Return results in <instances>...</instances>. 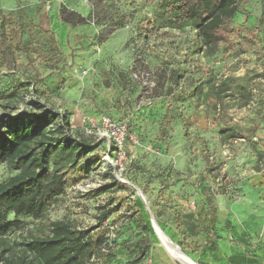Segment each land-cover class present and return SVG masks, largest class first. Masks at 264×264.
<instances>
[{
	"label": "rangeland",
	"instance_id": "obj_1",
	"mask_svg": "<svg viewBox=\"0 0 264 264\" xmlns=\"http://www.w3.org/2000/svg\"><path fill=\"white\" fill-rule=\"evenodd\" d=\"M62 5L89 15V25L66 29L57 14ZM155 5L156 0H0L1 13L15 17L19 6L27 21L55 36L61 52L56 66L40 58L30 66L17 53L14 71L0 68V121L51 110L66 120L65 134L74 142L94 140L81 162L98 158L80 175L67 176L64 194L42 219H25L23 230L6 236L0 243V264L22 255L20 244L47 234L55 220L76 228H107L113 252L140 242L147 249L137 264H183L166 252L156 235L152 238L136 226L137 190H144L147 204L168 220L169 234L192 261L208 264L204 248L209 238L218 237L198 215L206 202L202 195L212 199L214 208L233 206L234 214L251 213L260 200L264 205V0H248L245 12L233 20V25L253 28L262 39L245 54L202 46L190 26L138 38V22L152 19ZM23 39L36 50H48L47 36L38 29L24 33ZM172 70L184 75L168 93ZM220 84L225 90L220 101L205 102L202 94H212ZM166 110L175 119L161 132ZM102 117L126 123L131 132L141 133L142 141L131 136L137 144L128 141L124 154L118 155L110 149L111 130L102 127ZM221 129H231L235 137ZM13 174L0 165V182ZM110 209L115 211L100 223L97 218ZM257 237L263 249L264 241ZM137 257L121 253L114 262L130 264Z\"/></svg>",
	"mask_w": 264,
	"mask_h": 264
},
{
	"label": "trees",
	"instance_id": "obj_2",
	"mask_svg": "<svg viewBox=\"0 0 264 264\" xmlns=\"http://www.w3.org/2000/svg\"><path fill=\"white\" fill-rule=\"evenodd\" d=\"M247 1L156 0L152 19L145 17L139 21L135 35L144 40L160 29L181 30L185 26H190L196 32L202 46L207 48L221 46L228 52L245 54L250 49H257L262 42L253 28L244 23L233 25L235 16L245 12L244 5ZM41 9L42 4L36 7V13L40 14ZM58 18L67 29L90 23L89 15L84 17L64 5L58 9ZM35 29L47 36L48 50H36L31 42L23 39L24 33L29 35ZM260 51L264 52V47L260 48ZM17 53L23 54L30 66L39 58L56 66L59 64L57 58L61 55L55 36L27 21L19 6L15 17L0 12V68L14 71ZM35 53L36 58H32ZM183 75V72L180 73L178 70L170 72L168 77L170 83L166 88L168 93ZM118 77L123 78L124 73L119 72ZM235 88L242 89V86L235 84ZM213 90L212 94H202L205 102L215 104L220 101V94L225 91L221 84ZM196 91L198 94L202 93L200 88ZM173 119L175 118L172 113L166 110L162 117L161 123L164 125L161 132H165L164 127L169 126ZM125 126L124 145L133 135L142 141L140 132H131L126 123ZM66 127L67 122L63 117L44 108L34 115L24 112L17 119L10 120V123L0 121V165L6 166L14 173L0 182V243L5 241L9 233L23 230L25 219L34 221L42 219L52 203L64 194L67 176L80 175L85 167L98 159L88 158L81 162L89 155L95 142L91 138H82L78 143L74 142L66 136L64 131ZM224 132L228 133L229 137H235L231 129H221L220 133ZM186 133L185 131L184 137L187 138ZM56 135H59L60 139H57ZM110 149H115L113 144L110 145ZM119 187L130 189L126 185ZM100 191L103 192L104 188ZM141 192L146 196L144 190ZM202 197L206 202L197 212L199 217L201 214L204 216L200 218L203 223L207 221L208 228L211 229L209 232L213 236L216 234V211L212 199L206 194ZM148 204L161 231L190 258L182 245L169 234L171 226L168 220L162 218L155 206ZM134 207L140 213L136 226L154 238L148 213L139 198L134 200ZM114 211L107 210L97 219L102 223ZM200 218L195 219L200 222ZM101 227L99 225V229L76 228L67 221H52L47 234L22 242L20 244L23 247L22 255L6 259L5 264H115V257L121 253L138 255L135 260L130 261V264H137L147 248L141 247L140 242H134L123 244L113 252L111 248L115 244H109L108 229ZM209 244L211 247L214 246L211 238L206 243Z\"/></svg>",
	"mask_w": 264,
	"mask_h": 264
},
{
	"label": "crops",
	"instance_id": "obj_3",
	"mask_svg": "<svg viewBox=\"0 0 264 264\" xmlns=\"http://www.w3.org/2000/svg\"><path fill=\"white\" fill-rule=\"evenodd\" d=\"M259 202L249 209L251 213L248 214H234L233 206H226L223 210L219 205L215 207L217 209L215 233L218 239L212 240L214 246L211 247L210 244L205 246L207 252L204 254L208 253L204 258L206 263L264 264V248H258L255 238L257 235V238L264 241V205L261 200Z\"/></svg>",
	"mask_w": 264,
	"mask_h": 264
},
{
	"label": "built area",
	"instance_id": "obj_4",
	"mask_svg": "<svg viewBox=\"0 0 264 264\" xmlns=\"http://www.w3.org/2000/svg\"><path fill=\"white\" fill-rule=\"evenodd\" d=\"M100 124L102 125L103 128H106L108 131L111 130L110 135H108L107 137L109 139H112L111 140L112 141L111 143L113 144V146L115 148V153H117L118 155L119 154H122L123 155L124 154L123 145H124L125 137H126V126H125V124L124 125H121L119 123H116V122H114L113 120H111L108 117H102L100 119ZM114 132H122V133H120L121 136L114 137L113 136L114 135ZM130 140L133 143H136L137 144V141L136 140H132V137L131 136H130ZM109 141L110 140H108V142ZM85 186H87V185H85Z\"/></svg>",
	"mask_w": 264,
	"mask_h": 264
},
{
	"label": "bare ground",
	"instance_id": "obj_5",
	"mask_svg": "<svg viewBox=\"0 0 264 264\" xmlns=\"http://www.w3.org/2000/svg\"><path fill=\"white\" fill-rule=\"evenodd\" d=\"M138 196V195H137ZM156 236L162 245V247L166 250L168 254H170L171 257L174 259H177L183 264H194L193 262L187 255H185L180 248H177L172 242H170L167 238L162 236L160 232L156 230ZM192 261V262H191ZM196 264V263H195Z\"/></svg>",
	"mask_w": 264,
	"mask_h": 264
},
{
	"label": "water",
	"instance_id": "obj_6",
	"mask_svg": "<svg viewBox=\"0 0 264 264\" xmlns=\"http://www.w3.org/2000/svg\"><path fill=\"white\" fill-rule=\"evenodd\" d=\"M136 194L138 195L139 199L141 200V202L143 203L144 205V208L146 210V212L148 213V216H149V222H150V225H151V228L154 232V234L156 235V230L158 232H160L162 234V236H164L165 238H167L170 242H172L162 231L161 229L159 228L158 224L156 223L155 219L153 218V215L149 209V206L146 202V199L145 197L143 196L142 192L137 190L136 191ZM173 243V242H172ZM174 244V243H173ZM177 248H179L176 244H174ZM192 262V261H191ZM195 264V263H194Z\"/></svg>",
	"mask_w": 264,
	"mask_h": 264
}]
</instances>
